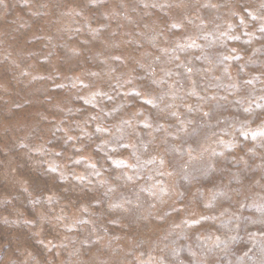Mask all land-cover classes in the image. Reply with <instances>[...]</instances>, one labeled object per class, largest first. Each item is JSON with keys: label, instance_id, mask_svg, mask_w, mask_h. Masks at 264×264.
Wrapping results in <instances>:
<instances>
[{"label": "clouds", "instance_id": "obj_1", "mask_svg": "<svg viewBox=\"0 0 264 264\" xmlns=\"http://www.w3.org/2000/svg\"><path fill=\"white\" fill-rule=\"evenodd\" d=\"M0 264H264V0H0Z\"/></svg>", "mask_w": 264, "mask_h": 264}]
</instances>
